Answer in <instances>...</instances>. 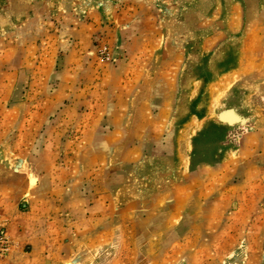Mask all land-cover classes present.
Returning a JSON list of instances; mask_svg holds the SVG:
<instances>
[{
    "label": "rangeland",
    "instance_id": "1",
    "mask_svg": "<svg viewBox=\"0 0 264 264\" xmlns=\"http://www.w3.org/2000/svg\"><path fill=\"white\" fill-rule=\"evenodd\" d=\"M0 264H264V0H0Z\"/></svg>",
    "mask_w": 264,
    "mask_h": 264
},
{
    "label": "crops",
    "instance_id": "2",
    "mask_svg": "<svg viewBox=\"0 0 264 264\" xmlns=\"http://www.w3.org/2000/svg\"><path fill=\"white\" fill-rule=\"evenodd\" d=\"M262 61L263 59L262 58H253L250 60V64L249 66L247 65L248 64V60L245 59V58H241L239 60V68L237 69V71L239 72H245L246 74L248 73H251V71H256L255 74L258 73L260 67H261V64H262Z\"/></svg>",
    "mask_w": 264,
    "mask_h": 264
},
{
    "label": "bare ground",
    "instance_id": "3",
    "mask_svg": "<svg viewBox=\"0 0 264 264\" xmlns=\"http://www.w3.org/2000/svg\"><path fill=\"white\" fill-rule=\"evenodd\" d=\"M223 117H224V116H223ZM35 181H36V178H35L34 176L30 175V182H31L32 184H34Z\"/></svg>",
    "mask_w": 264,
    "mask_h": 264
}]
</instances>
